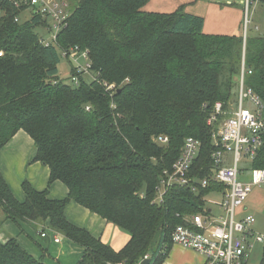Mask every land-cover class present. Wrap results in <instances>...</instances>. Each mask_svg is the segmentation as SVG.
<instances>
[{"label":"trees","instance_id":"trees-1","mask_svg":"<svg viewBox=\"0 0 264 264\" xmlns=\"http://www.w3.org/2000/svg\"><path fill=\"white\" fill-rule=\"evenodd\" d=\"M62 1L70 11L67 23L47 45L36 31L47 19H23L24 10L0 0V150L23 129L34 140V160L50 169L43 191L23 182V201L0 170V234L10 219L69 239L83 249L78 264H138L146 254L149 264H163L172 231L194 214H209L208 195L226 190L216 182L197 192L174 186L156 203L163 171L172 169L185 138L193 136L201 149L190 175H211L216 146L207 120L216 102L227 109L237 96L243 59L252 71L245 85L264 102V35H247L244 44L242 30L205 33L203 16L182 7L146 11L149 0ZM75 46L89 53L90 80L64 56ZM63 58L72 62L70 75H80L77 84L59 75ZM160 136L168 142L159 143ZM247 163L264 168V144ZM57 180L69 191L61 200L49 197ZM70 201L129 233L128 243L115 250L70 223ZM46 256L35 257L15 236L0 238V264H47Z\"/></svg>","mask_w":264,"mask_h":264},{"label":"built area","instance_id":"built-area-1","mask_svg":"<svg viewBox=\"0 0 264 264\" xmlns=\"http://www.w3.org/2000/svg\"><path fill=\"white\" fill-rule=\"evenodd\" d=\"M15 7L31 15H39L47 19V27L42 28L40 40L45 43H55L57 35L67 23L69 7L62 0H7ZM244 6L246 23L249 22L250 7L259 0H241ZM1 13V12H0ZM19 20V17L16 18ZM244 44L247 39L245 28ZM76 73L85 76L90 74L91 61L87 50L80 47H71L64 51ZM251 73L245 66L243 59L241 72L238 77V93L234 100L229 102L225 109L222 102L214 104L208 123L214 126L213 141L216 146L211 157L213 166L211 175L202 179L191 177L190 171L201 149L198 138H185L180 156L172 169H166L156 187L154 202L162 203L167 191L174 186L190 187L197 192L199 187L206 188L211 182L226 186L222 191L221 208L223 215L214 218L209 214H194L187 219V224L178 225L171 234L172 244L191 249L204 257L203 264H247L251 251L257 244L264 245V234L254 228L256 218L246 214L237 218V210L241 208L249 197L254 186L264 187V168L250 169V179L242 180L245 173L243 164L256 158L264 144V102L252 88L245 85V74ZM80 75L72 74L70 81L79 82ZM108 89H114L110 85ZM159 143H167L168 138L160 136ZM230 155V157L228 156ZM47 230L41 235L46 236ZM54 241H61L60 234L56 233ZM167 249V246L165 247ZM163 250H165L163 248ZM144 259H150L146 254Z\"/></svg>","mask_w":264,"mask_h":264},{"label":"crops","instance_id":"crops-1","mask_svg":"<svg viewBox=\"0 0 264 264\" xmlns=\"http://www.w3.org/2000/svg\"><path fill=\"white\" fill-rule=\"evenodd\" d=\"M151 1L152 0H149L147 2L144 9L150 5ZM162 2L163 4L156 6L151 5V8H161V5L167 6L170 4L171 7L175 6L176 9L182 7L184 11L188 12L186 9L194 5L192 1L181 4L175 3V0H163ZM241 3V0H224L223 4H219L221 9L226 8L237 11L235 14V22L224 20L220 26L217 27L219 31L229 30L232 32L229 34L241 31V27L239 28L238 24L243 16H241L243 10L236 8L241 5ZM206 23L207 21L205 19L203 30H205ZM212 25L210 21L207 29L213 30ZM236 28H238V31L235 32ZM35 155L36 147L34 140L30 134L23 129L19 130L5 147L0 150L1 173L14 196L20 201L25 200V193L22 187L23 182L30 183L38 191H43L48 188L50 169L40 161H35ZM228 156L230 157V155ZM68 192V187L59 180L53 182L49 187V197L51 199L61 200L66 198ZM216 192L221 194V199L217 203H214V205L218 206L220 210L216 211L212 207L208 208L210 215L214 218H220L224 213L221 208L223 195L222 191ZM260 196L261 195L253 202H249L248 197L244 205L237 210V218L241 219L246 214L255 216L264 204V200L261 199ZM65 215L70 223L88 230L93 236L101 238L115 250L122 249L130 240L129 233L120 229L113 223L107 222L98 214L91 212L88 208L75 201H70L67 204ZM3 218H5V213L0 206V220ZM254 228L257 232L263 234L261 231L264 229L257 226V219ZM22 229L24 232L21 231ZM42 232L43 230H41V228L36 229V227L25 223H20L18 225L12 220L6 219L3 223V233L0 234V238L4 239L8 235L15 236L18 242L35 257H41L43 252H46L47 256L45 262L47 264H78L82 256V248L69 239H66L64 236H61V241L56 243L54 241L56 232L50 228H48L46 236H42ZM203 262L204 257L201 254L191 249L183 248L180 245L172 244L163 264H203Z\"/></svg>","mask_w":264,"mask_h":264},{"label":"rangeland","instance_id":"rangeland-1","mask_svg":"<svg viewBox=\"0 0 264 264\" xmlns=\"http://www.w3.org/2000/svg\"><path fill=\"white\" fill-rule=\"evenodd\" d=\"M163 0H152L150 5L146 7L145 10L150 11V12H163V13H168L174 11L176 8L171 7L170 4L167 6L161 5V8H151L152 6H156L159 4H163ZM182 1V2H180ZM192 1L194 5H191V7L187 8L186 10L189 13L197 14L200 16H203L207 23L205 27V32L209 34H229L232 33L229 30H223L219 31L217 29L218 26L224 21L228 20L230 22H235L236 20V13L237 11L232 10V9H221L219 4H223L224 0H175V3H184V2H189ZM215 1H220V2H215ZM76 3H74L75 5ZM238 5V4H237ZM236 8H239L242 11L241 13V19L238 24V27H241V30L246 32L247 35H264V6L258 2H254L252 6L250 7L249 11V22L246 23V18H245V10L243 3L241 5L237 6ZM30 17V14L28 12H24L22 15L23 19H27ZM211 23L213 24L212 28L213 30L207 29V26ZM235 25V24H234ZM215 28V29H214ZM36 31L40 34H45V30L42 28H37ZM238 31V28H236L235 32ZM72 62H70L68 59L63 58L61 60V63L59 64V75L61 78L66 79L67 81H70V73L72 70ZM91 76L87 75V79L90 80ZM113 85V84H112ZM115 87V86H114ZM244 166L246 165V169H248V163H244ZM242 180H249L250 179V169L246 170V172L241 176ZM261 195V199L264 200V187L263 186H254L252 189V192L249 195L248 201L253 202L256 200V198ZM221 199V194L218 192H213L211 193L208 198H207V206L212 207L216 211H219L220 208L214 203H217ZM256 219H257V226L262 229H264V204L261 207V210H259L258 213L255 214ZM264 234V230L261 231ZM263 244H257L254 249L251 251L249 261L247 264H259L261 257H262V251H263Z\"/></svg>","mask_w":264,"mask_h":264},{"label":"water","instance_id":"water-1","mask_svg":"<svg viewBox=\"0 0 264 264\" xmlns=\"http://www.w3.org/2000/svg\"><path fill=\"white\" fill-rule=\"evenodd\" d=\"M150 263V259H144L141 264H149Z\"/></svg>","mask_w":264,"mask_h":264}]
</instances>
